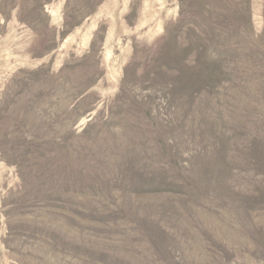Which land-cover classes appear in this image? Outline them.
I'll list each match as a JSON object with an SVG mask.
<instances>
[{
	"label": "rangeland",
	"instance_id": "rangeland-1",
	"mask_svg": "<svg viewBox=\"0 0 264 264\" xmlns=\"http://www.w3.org/2000/svg\"><path fill=\"white\" fill-rule=\"evenodd\" d=\"M0 264H264V0H0Z\"/></svg>",
	"mask_w": 264,
	"mask_h": 264
}]
</instances>
